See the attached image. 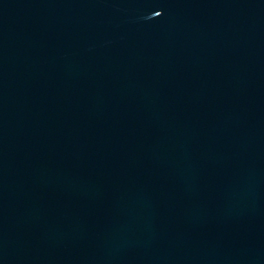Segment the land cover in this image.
<instances>
[{"label":"water","instance_id":"obj_1","mask_svg":"<svg viewBox=\"0 0 264 264\" xmlns=\"http://www.w3.org/2000/svg\"><path fill=\"white\" fill-rule=\"evenodd\" d=\"M0 264H264V0H0Z\"/></svg>","mask_w":264,"mask_h":264}]
</instances>
